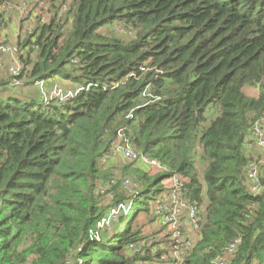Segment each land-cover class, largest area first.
Returning <instances> with one entry per match:
<instances>
[{"label":"trees","instance_id":"1","mask_svg":"<svg viewBox=\"0 0 264 264\" xmlns=\"http://www.w3.org/2000/svg\"><path fill=\"white\" fill-rule=\"evenodd\" d=\"M69 5L70 24L54 13L18 36L21 70L0 81V264L151 258L149 247L132 254L127 246L159 242L157 231L144 233L135 221L139 212L153 221L154 197L142 207L138 197L149 178L158 187L166 174L149 176L129 163L121 169L127 175L110 178L104 161L119 130L135 151L187 178L186 197L201 209L202 222L184 264H211L234 242L229 264H264V189L247 190L245 166L253 156L243 145L264 114V0ZM4 13L0 45L7 44ZM114 23L133 38L101 31ZM51 80H66L75 93L64 102L23 93ZM247 86L258 95H246ZM197 159L206 163L202 180ZM130 177L142 182L139 190H125L121 182ZM122 205L129 211L109 219L113 229L99 226Z\"/></svg>","mask_w":264,"mask_h":264},{"label":"built area","instance_id":"2","mask_svg":"<svg viewBox=\"0 0 264 264\" xmlns=\"http://www.w3.org/2000/svg\"><path fill=\"white\" fill-rule=\"evenodd\" d=\"M0 54L12 56L11 63H9V72L11 76L17 75L20 72V64L18 62L16 44L11 46L1 44ZM42 83L40 82V84ZM74 93L75 88L56 87L52 88L47 95H44L43 100L56 99L59 102H64L71 98ZM119 137V141L115 142L114 140L112 142L110 147L113 149L111 152L109 150L108 157L115 156V151L123 159H133L135 160L133 161L134 164L151 169L153 175L166 174L161 177L156 196L152 200V224L156 228L163 230V232H159L155 236L159 242L152 244L151 239L131 242L127 246L128 252L142 254L143 247H149L151 258L142 262L139 260L135 264H184L199 236L202 222L201 209L186 197L187 178L178 173L169 174V169L161 161L148 157L143 153H137L129 146L128 140L122 135L121 131H119ZM243 145L247 149L264 150V114L255 118L248 127L243 139ZM245 175L247 190L253 194H260L264 189V159H249L245 166ZM121 184L125 188H130L133 185V181L124 179ZM118 213L117 209H112L108 217L101 220L99 226L108 225L109 219L115 220ZM162 241H165V244ZM236 244L235 242L231 243L220 255L212 260L211 264H229L232 253L236 249Z\"/></svg>","mask_w":264,"mask_h":264},{"label":"rangeland","instance_id":"3","mask_svg":"<svg viewBox=\"0 0 264 264\" xmlns=\"http://www.w3.org/2000/svg\"><path fill=\"white\" fill-rule=\"evenodd\" d=\"M71 1L72 0H64V1H62V0H10L6 5L0 7V10H3L5 12L4 14H5V17L7 18V26L4 27V30L2 31L5 35H3L2 38H6V36L10 35L11 33L13 35H15V32L18 33V36L19 35L21 37L25 36V33L27 31L32 32V30L34 28H36L38 25H42L45 22L47 23L51 19L52 15L54 13H56V18H58V19L59 18H61V19L66 18L65 20H67L68 24H70L71 13L69 12V9H70L69 4L71 3ZM7 5H9V6H7ZM64 5H65V7H64ZM106 28L102 29L101 31L106 32L107 34H110V35H112V32H113V34L118 35V37H121L124 40H129V39L133 38L132 33L125 31L120 25H116L115 23L109 27H106ZM7 44L10 46L15 45V44H9V43H7ZM1 56H4V54H0V81L8 82L11 80V75L9 72V64H8V62H5L1 58ZM11 60H12V56H11V59L9 61L10 63H11ZM18 62L20 64L19 69L21 70V64L22 63H20L19 57H18ZM56 87H59V88L67 87V88H69L70 86H68L65 83L59 82V81L51 80L49 83L40 84V82H39V83L34 84V85H28L26 87H23L22 90H23L24 94H27V95L32 94L35 97L43 98V96L47 95L52 88H56ZM119 131H121V130H119ZM119 131H117V136L112 141L115 140V142H117L120 140ZM128 144L132 148L130 143H128ZM110 148H111L110 149V152H111L113 148L112 147H110ZM136 152L141 153L139 151H136ZM246 152L248 154L252 155L253 158L264 159V151L263 150H259V149H248L247 150L246 149ZM108 155L106 156V160L104 161V163L107 167H109L108 172H109L110 178H119V177L122 178L125 174L127 175V173H125L124 175L121 174V169L124 168L129 163H131V162L133 163V161H135L133 159H128V158L123 159L115 151H114L115 156L108 157ZM205 165H206V163L203 162L202 160H200V159L196 160L194 167L196 169L197 176L200 180H202ZM143 169L145 172H147V174L149 176H153V173H152L153 171L151 169L146 168V167H144ZM128 175L131 176L130 172H128ZM128 179L130 181H131V179L134 180L132 187L135 190H139L141 188L140 183H142V182L138 183L136 181V179H134V177L133 178L130 177ZM153 182H154V176L152 178H149L148 181H146L144 183L143 187L146 190V192L142 193L138 197L139 201L141 202V203H137V205L139 207H142L143 206L142 203H144V202H150L149 199L156 196V192L158 190V187L152 185ZM127 189L128 188H126L125 190H127ZM110 198H111V196L105 195V197H103V200L101 203H103V205L109 204ZM152 205H153V202L151 204V208H152ZM125 207H126L125 205H122V206H118L115 209H117L119 213H120V210L125 209L124 213H127V211H129V206H127V208H125ZM135 222L137 225L140 226V228L142 230H144V233L148 234L150 232H156V231H157V233L163 232V230H160L159 228H156L155 226H153L152 222L148 223V216H146V214H144L143 212H139L138 216L136 217ZM112 225H113V222L110 221L108 224L109 229H113Z\"/></svg>","mask_w":264,"mask_h":264},{"label":"crops","instance_id":"4","mask_svg":"<svg viewBox=\"0 0 264 264\" xmlns=\"http://www.w3.org/2000/svg\"><path fill=\"white\" fill-rule=\"evenodd\" d=\"M3 35H5L3 32L1 33V39H5L7 41V43L9 44H16L17 40H18V33L15 32V35H13L12 33L8 36H6V38H2ZM1 58L5 61V62H8V64L10 63V59H11V56L9 54H4V56H1ZM60 82L62 83H65L67 85H69L68 82H66V80H60ZM245 94L248 95V96H251V97H256L258 95V88L254 87V86H247L245 87V90H244Z\"/></svg>","mask_w":264,"mask_h":264},{"label":"clouds","instance_id":"5","mask_svg":"<svg viewBox=\"0 0 264 264\" xmlns=\"http://www.w3.org/2000/svg\"><path fill=\"white\" fill-rule=\"evenodd\" d=\"M257 88V87H256Z\"/></svg>","mask_w":264,"mask_h":264}]
</instances>
